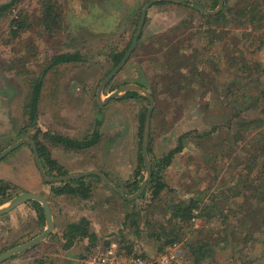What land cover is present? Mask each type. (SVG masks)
Wrapping results in <instances>:
<instances>
[{
    "label": "rangeland",
    "instance_id": "obj_1",
    "mask_svg": "<svg viewBox=\"0 0 264 264\" xmlns=\"http://www.w3.org/2000/svg\"><path fill=\"white\" fill-rule=\"evenodd\" d=\"M9 1L0 0V6ZM44 1L55 2L60 13V25L52 33L39 23ZM149 1L17 0L14 9L3 14L0 18V152L21 139H30L36 150V141L43 146L67 175L99 172L127 196H131L129 193L135 186L140 187L147 177L145 166L141 167L140 163L143 139L140 118L144 116L145 120L149 100L138 92L127 97L120 92L102 105L97 88L112 66L109 60L112 51L129 48L141 11ZM187 1L209 11L217 7L212 9L210 0ZM221 11L223 16L216 22L200 19L197 13H201L187 6L162 1L152 4L140 32L143 44L138 46L137 41L124 66L100 93V101H104L121 87L136 85L152 96L147 139L150 172L152 160L173 150L183 134L191 133L182 151L162 172L166 188L159 198L151 199L148 192L134 201H125L98 176L89 174L84 178H88L90 198L65 195L64 202L53 203L56 225L50 236L18 254V259L3 263L20 264L22 257L28 264H81L90 250L111 241L125 252L153 255L171 243L168 242L171 239L182 243L183 264H187L186 253L195 238L205 239L209 229L221 227L219 208L210 212V218H198L185 225L169 222L168 207L189 199L202 202L210 193H220L217 201L223 213H235L242 203L236 183L258 143H249L248 134L240 135L244 139L236 141L235 128L239 120L261 116V103H264V0H227ZM16 14L26 19V29L12 36L9 25ZM210 28L212 33L208 32ZM169 42L181 50L184 48V55L182 51L180 55L188 57L186 68L175 75L174 82L183 76L188 79L195 66L200 74L192 82L188 98L182 97L190 93L189 89L176 92L174 85H170L174 74L168 73L167 59L158 50L159 45ZM75 52L84 58L81 63L51 65L44 70L57 55ZM41 73L45 75L33 122L27 105ZM253 99L259 103L248 107ZM196 131L209 136L204 141L193 139ZM94 132L98 137L96 143L80 150L57 143L53 138L89 140ZM13 164L19 167L27 164L44 185L61 184L43 180L27 142L0 159V177H7L10 171L5 167ZM18 192L22 193L20 187H12L10 195ZM81 218L89 223V233L95 235L92 245L88 238H82L65 249L66 226ZM0 221L3 223L0 253L30 240L24 239V229L21 234L7 229L8 217ZM260 231L264 243V217ZM220 247L221 244L214 247L218 261L241 264L237 256L231 258L232 252H221ZM263 249L264 244H256L249 252L251 259L263 254ZM263 263L264 258L254 262Z\"/></svg>",
    "mask_w": 264,
    "mask_h": 264
},
{
    "label": "trees",
    "instance_id": "obj_2",
    "mask_svg": "<svg viewBox=\"0 0 264 264\" xmlns=\"http://www.w3.org/2000/svg\"><path fill=\"white\" fill-rule=\"evenodd\" d=\"M17 0H10L8 3L0 6V18L3 17L4 13L7 11H12L16 4ZM211 5L214 9L217 6V0H210ZM227 5V0H224ZM164 4V3H162ZM43 11L42 17L39 20L41 26L44 29H47L49 33H52L54 28L60 25L58 21L60 18V13L57 11V7H55V2L43 3ZM225 10V9H224ZM22 15L21 11L19 13ZM20 15H14L10 20L9 25V33L12 36H17L20 31L26 29V19L20 17ZM198 17L208 19L211 21H220L223 16V12L216 16H208L205 17L201 14H198ZM238 15H241L238 13ZM246 16V15H245ZM181 24V23H180ZM184 24V22H183ZM214 24V23H213ZM182 25V24H181ZM211 26V25H210ZM181 28L182 26H177ZM176 28V29H178ZM184 28V27H183ZM209 33L213 32V29H208ZM142 36V35H141ZM141 36L138 39V46L143 44L141 42ZM186 39L184 43L187 42ZM166 43L164 45H159L158 50L163 53L167 59L165 62L166 69L168 73L172 71L174 76L172 77V82L170 85H174L177 91H182L184 88L190 90V93H186L182 98H188L191 94L192 89H190L192 82H195V79L200 75L196 72V66L194 69L191 68L190 63L188 64L191 68V76L186 79V76L181 77V79L176 83L174 82V77L176 74L180 75V72L185 67V61L188 57H182L184 53V48H181L178 45ZM167 45V49H166ZM165 47V48H164ZM185 47V46H184ZM164 48V49H163ZM141 50V48L139 49ZM126 49L123 51H117L114 49L109 56V60L112 62V66L110 67V72L121 60L125 53ZM184 55V54H183ZM182 57V58H181ZM194 59H196L194 57ZM84 60L80 53H63L57 55L52 59L53 65H66L73 62L81 63ZM182 61L184 63H179ZM189 71V70H188ZM143 86V85H142ZM41 88V84L39 82V78L35 81V86L32 89L33 93L29 103V114L30 119L35 122L36 114H37V104L39 97V90ZM137 95L136 93H127V96ZM176 95V94H175ZM259 103L258 99H253L251 103H249L248 107L255 106ZM262 108L260 110L261 116H258L252 120H239L236 125V134L235 140L242 141L244 138L240 135L248 134L251 136L249 143L258 142L253 149V153L248 158V163L243 166V170L240 173L239 182L236 183L239 185L237 187V196L242 199V203L235 209V213L230 215L228 213H223V207L220 205L219 201H217V196L220 193H216V195L212 193L206 197L202 202L194 201L193 199H189L186 203H172L170 207H168L167 211L170 213V221H177L179 224L182 222L183 224H192V220L198 219L201 220L203 217H208L211 211H215L219 208V216L222 220V225L220 228L209 229V233L205 239H198L193 242L191 247L189 248L188 253H186V257L188 258L187 264H222L220 261L216 259L215 254V246L221 244L220 251L232 252L230 254L231 258L237 256L239 258L241 264H254V262L262 260L264 258V253L260 254V256L251 259L250 250H252L256 244L263 245L262 238L259 237L261 234L262 227V218L264 217V103H261ZM144 116L140 118L141 130L143 129ZM255 132H257L255 134ZM191 133L183 134L177 142L176 147L173 150H170L167 154L162 157L151 161V177L147 183V186L140 197H143L148 192L150 193L151 199H158L161 193L165 190L166 185L162 179V172L165 168H167L174 156L182 151L184 147L185 140H188ZM209 133L200 134L197 131L193 132L192 138H196V140L204 141V137H208ZM262 137V138H261ZM54 141L57 143H63L69 148L72 149H84L87 147H91L96 143L98 137L97 133L94 132L90 139H85L82 141L72 140L62 136H54ZM35 139V138H34ZM37 146V151L39 155L40 163L43 165L44 171L48 176H62L67 175L64 171L63 167H61L56 160L51 159L47 154L46 150L43 146H41L37 141L35 142ZM149 153V149H148ZM150 154V153H149ZM141 167L143 166L142 158H140ZM144 169V168H143ZM55 175H52V173ZM88 178H82L79 180H72L69 182H63L59 185H51V193L55 196H73L79 197L81 199H89L90 198V186L87 183ZM236 185V186H237ZM139 186H135L133 191L129 194H134L138 190ZM12 189V185L0 180V206L10 201L13 196L10 195V190ZM207 191V190H206ZM209 192V189H208ZM128 193V192H125ZM205 194V195H206ZM34 207H36V212L38 217L44 221V215L41 206L37 202H32ZM257 203V204H255ZM263 204V205H262ZM197 212L195 215L194 212ZM213 212L212 214H214ZM210 218V216L208 217ZM89 223L81 218L77 222L69 223L66 226V230L64 233V239L66 243L64 248L67 249L77 240L82 238H88L90 245H92V241L95 239V235L93 233H89L88 231ZM213 232H216V236H213ZM199 236V235H198ZM173 240H169L168 242H172ZM14 247V246H13ZM264 250V249H263ZM130 252V251H128ZM236 254V255H235ZM18 256V255H17ZM17 256L13 257L11 260L17 258ZM264 264V263H263Z\"/></svg>",
    "mask_w": 264,
    "mask_h": 264
},
{
    "label": "water",
    "instance_id": "obj_3",
    "mask_svg": "<svg viewBox=\"0 0 264 264\" xmlns=\"http://www.w3.org/2000/svg\"><path fill=\"white\" fill-rule=\"evenodd\" d=\"M161 1L179 4L182 6H187V7H190L192 9L196 10L197 12H199L201 14L210 15V16L216 15L217 13H219L223 8V3H224V0H217V7L213 11H209V10H206L205 8L199 6V5L192 4L190 1H187V0H150L149 2H147L141 11V15L139 17V20H138V23L136 26V30H135V33H134V36H133V39L131 41L129 48L124 53V55H123L122 59L119 61V63L107 74V76L100 82V84L97 88V93H98L97 98H98L99 102H101L100 104H102V105L105 104L108 100H110L114 97H118V93H120V92L123 94H126L128 92H138L139 94L144 95L149 100V107H148L147 112L145 114V120H144V126H143V139H142V145H141V157L143 160V165L145 166V169H146L147 177L141 183L139 189L137 190V192L135 194H133L131 196L125 195L121 191V189L114 187L111 184V182L105 178V176L103 174L96 172V171H88V172L79 173L76 175H62V176H48V175H46V173H45V171L42 168V165L40 163L35 144L30 139L29 140L28 139H21L17 143H15V144L11 145L10 147L6 148L5 150H3L2 152H0V159L5 157L7 154H9L12 150H14L21 143L27 142L30 144L31 149L33 151L34 161H35V164L37 166V169H38L40 175L42 176L43 180L46 183L55 184V183L69 182L72 180L82 179L85 176H88L89 174H94V175L98 176L107 186H109L116 193H118L125 201L136 200L144 191L146 184L149 181L150 176H151L150 163L148 162V158H147V156H148L147 139H148L149 121H150V117H151V113H152V109H153V98L144 89H142L136 85H128V86L121 87L117 91L111 93L104 101H100V93H101L102 88L124 66V64L126 63V61L129 58L130 54L135 49L138 38L140 36V32H141V29L143 26V22L145 19L147 9L152 4H154L156 2H161ZM30 201H34V202H37L40 204L42 211H43V215H44L45 229H43V231L40 234H38L36 237H34V238H32V239H30V240H28V241H26L20 245L11 247V248L1 252L0 253V264H2L3 262L17 256L18 254H21V253L35 247L40 242L44 241L52 233V230L54 227V222H53L52 213H51L48 201L43 196L36 194V193L22 192V193L18 194L17 196L12 198L10 201H8L6 206L0 208V216L10 212L11 210L18 207L19 205H22V204H24L26 202H30Z\"/></svg>",
    "mask_w": 264,
    "mask_h": 264
},
{
    "label": "crops",
    "instance_id": "obj_4",
    "mask_svg": "<svg viewBox=\"0 0 264 264\" xmlns=\"http://www.w3.org/2000/svg\"><path fill=\"white\" fill-rule=\"evenodd\" d=\"M0 126L2 125L0 124ZM5 169L10 171V174L6 173L7 177L5 178L0 177V180H3L4 182L11 184L12 187H15V186L20 187L22 189V192L26 191V192H32V193L43 195L49 203L53 221H54V224L56 225L55 216H54L55 214H54V211L52 210L53 203L58 204V203L64 202L66 196L65 195L55 196L51 194V190H50L51 185H44V183L40 181V176H38V174L36 175V173H34L27 164L23 165L22 167L21 166L19 167L17 164H13L11 166L5 167ZM18 194H20V192H18ZM18 194H16L15 196H17ZM15 196H13V198ZM32 202L33 201H30L22 205H19L18 207L14 208L10 212L0 216V220L5 217H8V223L5 222V224H8L7 229H10L12 232L14 233L17 232L21 234L23 233V229H24L25 231L24 239L26 238L32 239L36 237L38 234H40L43 231V229H45V224L44 226H42L43 222L38 217V214L36 212V207H34V204ZM7 203L8 202H6L5 204H2L0 208L6 206ZM0 224H3V223H1L0 221ZM21 258H19L20 264H28V262H26L25 259H21ZM34 262L35 261H32V263ZM2 264H5V263H2Z\"/></svg>",
    "mask_w": 264,
    "mask_h": 264
},
{
    "label": "built area",
    "instance_id": "obj_5",
    "mask_svg": "<svg viewBox=\"0 0 264 264\" xmlns=\"http://www.w3.org/2000/svg\"><path fill=\"white\" fill-rule=\"evenodd\" d=\"M180 243L171 242L161 251L146 255L141 252H125L117 243L111 241L90 250L81 264H183L184 252Z\"/></svg>",
    "mask_w": 264,
    "mask_h": 264
},
{
    "label": "flooded vegetation",
    "instance_id": "obj_6",
    "mask_svg": "<svg viewBox=\"0 0 264 264\" xmlns=\"http://www.w3.org/2000/svg\"><path fill=\"white\" fill-rule=\"evenodd\" d=\"M51 65H52V66H55V65H53V62L51 61V63H50L47 67H45L44 70H46L47 68H49ZM44 70H43V71H44ZM43 71H42V72H43ZM44 73H45V71H44ZM44 73H43V74L41 73L40 78H39V82H40L41 85H42V82H43V77H44V75H45ZM40 90H41V88H40ZM40 90H39V93H40ZM28 107H29V104L27 105V108H28Z\"/></svg>",
    "mask_w": 264,
    "mask_h": 264
}]
</instances>
